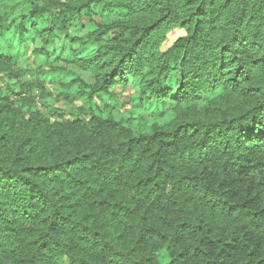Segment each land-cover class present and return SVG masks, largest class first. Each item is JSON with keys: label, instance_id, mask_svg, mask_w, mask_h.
Segmentation results:
<instances>
[{"label": "trees", "instance_id": "1", "mask_svg": "<svg viewBox=\"0 0 264 264\" xmlns=\"http://www.w3.org/2000/svg\"><path fill=\"white\" fill-rule=\"evenodd\" d=\"M65 259L264 264V0H0V264Z\"/></svg>", "mask_w": 264, "mask_h": 264}, {"label": "rangeland", "instance_id": "2", "mask_svg": "<svg viewBox=\"0 0 264 264\" xmlns=\"http://www.w3.org/2000/svg\"><path fill=\"white\" fill-rule=\"evenodd\" d=\"M182 35H183V32L179 31V30L174 31L173 33H170L168 35V42L163 46L162 50L166 51L169 47L172 46L174 41L176 39H178ZM84 79L90 84L93 83V79L88 74L85 75ZM48 90H49L48 93L52 94L53 96L54 95L55 96H64V92H65L63 90V88H61V87H55V88L49 87ZM115 95H116L117 102L126 103L125 107L121 108V111H129L130 112L136 106V103L134 102V99H132V97L134 96V93H133V90H132L131 87H129L127 89L118 88L116 93H115ZM34 97L36 99V102H37V105H38L39 108H43L46 105L43 102V100H42V98H41L39 93H36L34 95ZM130 100H131V103H129ZM75 105H76V107L77 106H81V103L76 102ZM98 105L99 106H103L104 104L99 102ZM62 264H69V261L65 259V260H63Z\"/></svg>", "mask_w": 264, "mask_h": 264}]
</instances>
